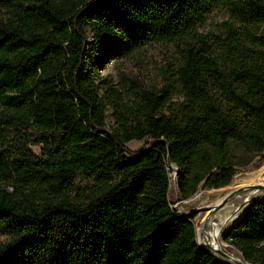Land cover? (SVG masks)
I'll list each match as a JSON object with an SVG mask.
<instances>
[{"label":"trees","instance_id":"obj_1","mask_svg":"<svg viewBox=\"0 0 264 264\" xmlns=\"http://www.w3.org/2000/svg\"><path fill=\"white\" fill-rule=\"evenodd\" d=\"M154 43L174 47L162 84L100 77ZM259 156L264 0H0V264H232L173 206L170 165L186 200ZM223 239L264 264V202Z\"/></svg>","mask_w":264,"mask_h":264},{"label":"rangeland","instance_id":"obj_2","mask_svg":"<svg viewBox=\"0 0 264 264\" xmlns=\"http://www.w3.org/2000/svg\"><path fill=\"white\" fill-rule=\"evenodd\" d=\"M228 18V12L220 3H215L210 6L204 21L199 25L198 30L203 34H216L221 27V24ZM120 46L119 41L113 42V50H117ZM174 47L169 44L154 43L142 48L140 51L132 54L130 57L122 60L107 59L103 63L100 70V77L111 78L117 88H120L129 79H135L144 83H160L164 81V76L174 67ZM109 128L114 127V123L109 119ZM133 140L127 146L132 150L141 149L147 141ZM237 174L233 181L227 185L234 186L239 184L250 183L254 180L264 168V157H257L251 164L242 167L237 166ZM225 186V187H227ZM224 188V187H222ZM218 189H206L201 185L198 191L189 199H182L176 185V171L171 168V201L173 206L179 212L185 213L193 209H198L194 214L195 224L197 228L201 226L202 221L205 219L209 209L205 206L215 203L222 195ZM218 212L213 214V218H218ZM7 241L6 235H0V244ZM224 250L236 257L242 259L240 253L233 248L232 245L225 242L223 237L221 239Z\"/></svg>","mask_w":264,"mask_h":264},{"label":"water","instance_id":"obj_3","mask_svg":"<svg viewBox=\"0 0 264 264\" xmlns=\"http://www.w3.org/2000/svg\"><path fill=\"white\" fill-rule=\"evenodd\" d=\"M170 168H173L176 171V185H177L178 192H179V184H178L179 169L173 164L170 165ZM235 187L236 186L234 185V186H229V187L227 186V187L221 188L220 189L222 190L221 197L215 203L205 206V209H209V212L207 215H209L210 218L213 217V214L215 212H218V214L220 215L222 214V211L227 208H229L228 211H226L228 215L232 214L233 216L235 215L236 217H238L236 220H234L235 219L234 218L233 220L228 221L222 227V232H221L222 237L234 223L238 222L246 215V213L250 210V208L254 204L264 202V182L254 183V184L246 183V184H243L242 186H239L236 188ZM197 210L198 209H193L183 214L194 216V214L197 213ZM208 219L205 217V219L201 223V226L198 228V233L200 237H198V234H197V241L199 245L207 249L208 251H211L212 253L220 257L221 259L228 261L232 264H251L245 261L241 254L240 255L242 259L233 257L232 255L228 254L225 250L223 251L221 249L213 248L209 242H205L202 240V231H203V228L206 226V222L208 221ZM196 232H197V228H196Z\"/></svg>","mask_w":264,"mask_h":264},{"label":"bare ground","instance_id":"obj_4","mask_svg":"<svg viewBox=\"0 0 264 264\" xmlns=\"http://www.w3.org/2000/svg\"><path fill=\"white\" fill-rule=\"evenodd\" d=\"M264 182V168L263 170L259 173V175L250 183L254 184V183H262ZM246 184V183H245ZM243 184H239V185H235L236 187L242 186ZM235 187V188H236ZM234 188V187H232ZM227 189V188H225ZM229 208L225 209L222 211V214L218 215V218L214 219L213 217H209V215L206 214V218L208 219V221L206 222V226L203 228L202 231V240L205 242H209L213 248H217V249H221L224 251L223 249V245H222V227L230 220H236L238 217H236L235 215L233 216L232 214L228 215L226 213V211H228ZM221 213V212H220ZM224 213V214H223ZM232 218V219H231ZM200 230V229H199ZM234 257V256H233Z\"/></svg>","mask_w":264,"mask_h":264}]
</instances>
